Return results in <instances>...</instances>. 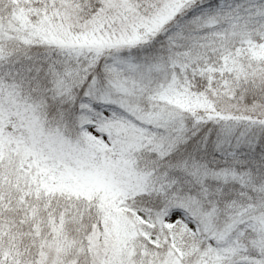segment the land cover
<instances>
[{
  "label": "snow or ice",
  "instance_id": "obj_1",
  "mask_svg": "<svg viewBox=\"0 0 264 264\" xmlns=\"http://www.w3.org/2000/svg\"><path fill=\"white\" fill-rule=\"evenodd\" d=\"M0 264H264V0H0Z\"/></svg>",
  "mask_w": 264,
  "mask_h": 264
}]
</instances>
